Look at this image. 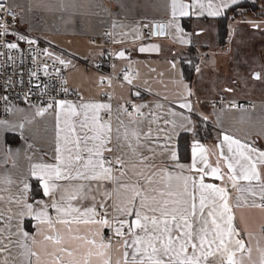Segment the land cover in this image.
I'll list each match as a JSON object with an SVG mask.
<instances>
[{
	"label": "snow or ice",
	"instance_id": "1",
	"mask_svg": "<svg viewBox=\"0 0 264 264\" xmlns=\"http://www.w3.org/2000/svg\"><path fill=\"white\" fill-rule=\"evenodd\" d=\"M185 7L180 5V15L188 14ZM176 14L173 0V17ZM7 31L0 23V37ZM17 46L6 45L10 49ZM56 59L65 64L63 59ZM54 106L58 109L55 163L34 164L30 173L39 177L43 195L49 200L36 201L34 207L25 198L29 188L26 179L20 181L22 187L16 194L11 189V177L0 181L7 186L0 187V204L8 205L0 207V264H264V246L257 244L258 258L254 259V249L250 243L246 245L234 226L229 204L231 189L248 193L253 198L250 207L264 209V151L224 135L229 154L221 151V156L227 174L219 162L215 167L208 163L205 149L198 143L193 147V162L187 167L195 175H184L186 166L181 164L175 165L180 171L174 173L169 166H162L170 137L159 143V133L165 130L158 129L154 137V120L148 121L147 130L143 127L141 108L146 105H133L132 111L118 106L115 126L108 103L77 104L61 99L48 104V108ZM46 111L39 109L37 115ZM122 115L127 116V123ZM170 159L176 160L174 151ZM205 177L225 181L224 186L206 183ZM106 183L115 187L109 189ZM236 201L237 207L243 206L241 197ZM24 217L37 221L35 233L24 230ZM105 228L112 230L107 239L103 236Z\"/></svg>",
	"mask_w": 264,
	"mask_h": 264
},
{
	"label": "crops",
	"instance_id": "2",
	"mask_svg": "<svg viewBox=\"0 0 264 264\" xmlns=\"http://www.w3.org/2000/svg\"><path fill=\"white\" fill-rule=\"evenodd\" d=\"M7 1L19 14L25 30L59 48L66 58L73 61L74 67L66 73V85L70 92L81 96V100L74 103H108L103 97L111 93L116 101L111 105L114 126L116 109L124 106L123 102L147 106L141 108L144 129L147 130L151 119L155 121L151 124L154 137L158 129L165 130L159 133L160 144L170 137L162 165L169 166L170 171L179 172L175 165L181 164L186 166L184 175H195V171L189 172L187 167L193 162V147L198 143L205 149L208 163L215 167L219 162L222 172L227 174L228 169L221 156V151L229 154L223 142L224 135L252 143L258 150L264 151V97H213L204 91L205 86H198L197 67L190 75L185 73V64L198 60L194 55L198 54L197 46L207 27L216 25L217 37V19L243 0H236L235 3L233 0H176L175 17L172 15L173 0ZM180 5L186 6L187 15L179 14ZM216 11L219 14H209ZM184 20H188L187 27L183 24ZM144 23L152 26L164 24V36L142 40ZM110 27L114 40L111 69L115 75L130 70L128 78L131 83L128 79H117L112 86L106 85L103 72L96 67L98 62L106 59L102 38L105 29ZM141 48L147 50L140 51ZM120 52L124 53L123 57L119 55ZM233 103L236 105L232 106ZM182 104L190 105V108L181 107ZM37 111L28 105L18 104L6 120L0 121V181L5 176L11 177L14 181L11 189L16 194L17 188L22 187L20 181L26 179L29 188L25 198L34 207L36 201L49 200L43 195L39 177L30 173L34 164L55 163V113L58 109L46 111L43 115H37ZM121 118L128 122L126 115ZM165 120L169 123L165 124ZM182 134L190 137L189 158L186 160L180 159L178 147ZM171 151L175 152V161L170 159ZM160 159L158 156V162ZM197 166L201 165L198 163ZM261 170L264 171V168ZM205 182L219 186L225 183L212 177H205ZM0 187L7 186L0 183ZM106 187L112 189L115 185L106 183ZM4 195L7 196V193ZM238 196L241 197V207L236 206ZM252 199L248 193L241 194L230 189L229 204L234 215V226L246 245L250 243L254 249L253 258L256 259L257 244L264 246V209L250 207ZM255 199L257 203L260 202L258 197ZM88 203L90 201H85L86 205ZM0 207L6 208L8 205L0 204ZM11 207L14 211L18 210L16 205ZM48 211L55 216L54 210ZM36 225L34 218L22 219L24 230L30 233H35ZM80 227L84 229L83 225ZM111 231L103 229L104 238L106 232Z\"/></svg>",
	"mask_w": 264,
	"mask_h": 264
},
{
	"label": "built area",
	"instance_id": "3",
	"mask_svg": "<svg viewBox=\"0 0 264 264\" xmlns=\"http://www.w3.org/2000/svg\"><path fill=\"white\" fill-rule=\"evenodd\" d=\"M0 17V23L5 24L8 29L7 33L0 37V121L6 120L13 107L18 104L49 111L55 106L48 108V104L54 105L56 100L80 101L81 96L70 92L66 85V73L74 67L73 61L66 58L59 48L25 30L20 23L19 14L7 0H0ZM153 33L154 29L150 23L142 25V40L152 39ZM21 36L26 39L20 40ZM28 40H34L35 43H28ZM102 42L106 48V59L98 62L96 67L103 72L104 83L112 86L117 79L126 80L125 77L130 76L131 71L123 70L120 75H115L111 69L114 59L111 27L105 29ZM8 43H16L18 46L10 49L6 47ZM57 57L63 59L65 64H60ZM103 100L111 105L116 104L111 93L105 94ZM123 103L129 111L133 110L134 102ZM111 236L112 231L106 232L105 239Z\"/></svg>",
	"mask_w": 264,
	"mask_h": 264
},
{
	"label": "rangeland",
	"instance_id": "4",
	"mask_svg": "<svg viewBox=\"0 0 264 264\" xmlns=\"http://www.w3.org/2000/svg\"><path fill=\"white\" fill-rule=\"evenodd\" d=\"M245 17V21H230L225 47L217 41L214 24L199 40L194 55L198 58L197 83L213 97H264V23L250 24V16Z\"/></svg>",
	"mask_w": 264,
	"mask_h": 264
},
{
	"label": "trees",
	"instance_id": "5",
	"mask_svg": "<svg viewBox=\"0 0 264 264\" xmlns=\"http://www.w3.org/2000/svg\"><path fill=\"white\" fill-rule=\"evenodd\" d=\"M245 15L250 16V24L264 23V0H243L230 7L224 16L217 19V41L221 47H225L227 44L230 21L236 19L245 21ZM183 24L187 27L188 20H184ZM196 65V60L190 64H185V73L187 76L194 72ZM189 144L190 137L187 134H182L178 144L181 160L189 158ZM35 191L36 188L34 189ZM36 196L38 195L36 194Z\"/></svg>",
	"mask_w": 264,
	"mask_h": 264
},
{
	"label": "water",
	"instance_id": "6",
	"mask_svg": "<svg viewBox=\"0 0 264 264\" xmlns=\"http://www.w3.org/2000/svg\"><path fill=\"white\" fill-rule=\"evenodd\" d=\"M165 25L164 24H155L153 26V29H154V36L157 37V36H164V32H165Z\"/></svg>",
	"mask_w": 264,
	"mask_h": 264
}]
</instances>
